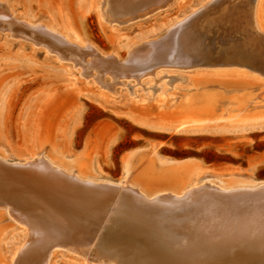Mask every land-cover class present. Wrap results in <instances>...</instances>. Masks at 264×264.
<instances>
[{"label": "rangeland", "instance_id": "1", "mask_svg": "<svg viewBox=\"0 0 264 264\" xmlns=\"http://www.w3.org/2000/svg\"><path fill=\"white\" fill-rule=\"evenodd\" d=\"M100 1L0 0V12L9 14L8 18L0 16V155L10 161L46 156L95 180L121 182L128 178L149 192L179 191L186 184L206 180L224 185L263 181L264 121L229 129L214 125L187 127L178 132L174 129L190 116L211 117L217 113L219 100L226 96L224 90L231 86H245L248 99L260 92L264 73L231 59L226 64L217 60V56L226 58L232 54L244 60L256 54L253 50L264 49V28L258 26L251 8L255 0H173L145 16L124 22L118 0L108 4L111 10L115 9V21H106L101 15ZM248 1L249 6L244 5ZM221 6H227L235 16H245L233 22L230 27L234 29L230 31L229 27L231 34L225 39L192 30L197 35L194 42L202 41L204 36L206 46L202 52L201 47L191 46L190 53L205 57H197L199 63L187 69L177 68L178 72L193 73L195 78L199 91L192 109L185 110L168 99H152L156 95L146 94L141 89L143 84L136 87L140 90L137 95L130 92L127 79H140L133 73L138 72L134 65L141 62L135 58L142 51H133L134 46L154 39L167 40L164 34L171 28L180 29L181 20L189 14H210ZM41 24L61 37L67 35L70 41L54 39L42 28L38 31ZM259 33L263 37L258 41ZM186 48L179 46L181 54L186 53ZM262 55L263 52L260 56L264 66ZM136 66L139 68L140 64ZM201 69L238 73L200 75L196 70ZM243 77L252 82L238 79ZM205 92L213 95H204ZM172 161L178 163V168L170 166ZM114 194L110 192L106 198L111 201L109 196ZM135 201L133 193H125L121 210L131 214L136 210L132 206ZM0 202L4 204L0 205V264H20L26 254L19 247L34 239L32 227L16 217L13 206L3 199ZM106 203L108 207L110 204ZM54 248L48 264H82L83 254L88 258L86 264H111L106 257L94 256V246L68 244ZM82 249L92 250L90 256ZM40 255L31 257L30 262Z\"/></svg>", "mask_w": 264, "mask_h": 264}, {"label": "bare ground", "instance_id": "2", "mask_svg": "<svg viewBox=\"0 0 264 264\" xmlns=\"http://www.w3.org/2000/svg\"><path fill=\"white\" fill-rule=\"evenodd\" d=\"M171 1L173 0H118L117 6L120 12H123L121 18H118L124 22L132 19L131 17L145 16ZM109 3L110 0H101L100 12L106 21H115V9L112 11ZM249 3L248 1L244 5L249 6ZM226 7H217L210 14H202L200 11L195 17L192 16L194 12L189 14L181 20L180 29L171 28L164 34L167 40L163 39L166 40L162 41L163 43L160 39H154L153 42L150 40V43L134 46L133 51H142V54L135 58L140 60V67L132 62L138 69L133 75L140 79H127L130 92L137 95L140 90L136 87L140 84H143L141 89L146 94L154 93L156 97L173 96L186 89L194 78L193 73L178 72L177 68L182 66L187 69L199 63V56L205 57L199 53H190L191 46L201 47V52L206 46L204 36L202 41L194 42L193 38L197 35L192 30L213 33L224 39L229 37L230 31L234 29L230 26L243 17L244 13L235 16ZM251 8L254 10L258 26L264 28V0H255ZM214 14L218 15L213 16ZM0 16L8 18L9 14L0 12ZM186 25L189 28L185 29ZM254 27L257 28L256 25ZM40 28L51 34L47 36L70 41L67 35L61 37L54 33L52 28L48 30L42 24L38 31ZM259 36L258 41L263 37L261 34ZM261 42L264 43L262 39ZM90 46L92 45L89 44ZM179 46L187 47L185 54H181ZM244 48L247 47L243 46ZM57 52L60 53L59 50ZM252 52L256 54L247 56L244 60L234 54L226 58L217 56V60L219 64H226L231 59L232 62L264 73L260 56L264 49ZM201 63L205 65L212 61ZM169 65L172 68L168 69ZM196 72L211 76L238 73L225 69H201ZM126 74L128 73L123 75ZM224 106V113L227 115L218 117L217 120L243 125L264 121V84L260 92L250 99L243 96L241 91L233 90ZM186 120L179 129L187 124L201 125L206 120L216 119L198 117ZM176 166L174 168H178ZM186 185L179 191L149 192L141 184H134L128 178L121 182L95 180L68 170L46 156L33 155L24 160L10 161L0 155V199L15 208L16 217L29 224L34 235L28 245L23 241L24 244L19 247V250L26 254L20 264H48L54 246L68 244L94 246V256L106 257L111 264H264V180L256 184L241 185H224L206 180ZM115 189L118 191L115 192ZM110 192L115 193L109 196L111 201L106 198ZM127 192L133 193L136 199L132 205L136 210L131 214L121 210L122 199ZM106 201L110 204L108 207L105 205ZM80 204L87 207H80ZM105 227L108 230H105ZM24 228L28 232V228ZM80 251L89 254L92 250ZM36 255L40 256L33 263L30 262L31 257ZM83 258L82 264H86L88 258L85 254Z\"/></svg>", "mask_w": 264, "mask_h": 264}, {"label": "crops", "instance_id": "3", "mask_svg": "<svg viewBox=\"0 0 264 264\" xmlns=\"http://www.w3.org/2000/svg\"><path fill=\"white\" fill-rule=\"evenodd\" d=\"M205 76V75H204ZM209 78H213V79H225V78H219V77H209ZM238 79H243L244 80V82L246 81V82H252L251 80H249V79H245V78H238ZM194 80H195V78L193 79V82L191 83V86H190V88L189 89H187V90H183V91H180V92H178V93H176L175 95H173V96H167L166 95V99H168L170 102H172V103H174V102H176L177 104H181L180 105V107H183V108H185V110H187V109H192V105L194 104L193 103V100H194V98L196 97V96H198V91H199V89H196V85H195V82H194ZM242 80V81H243ZM241 81V80H240ZM246 85V84H245ZM243 87H245V86H242V87H240V86H238V85H235V86H231L230 88H228V89H226V90H224V93H225V97L223 98V99H221V100H219V104H220V108H219V111L217 112V113H215L213 116H211V117H205V116H193V117H190L189 119L188 118H186L187 120H190V119H193V118H205V119H216V120H206L205 122H203V124H201V125H198V124H187V125H185V126H183V127H181L180 129L178 128L179 126H181L184 122V120H186V119H184L183 121H181L177 126H175L176 127V131L178 132V131H180L181 129H184V128H187V127H205V126H212V125H214L215 126V128H219V129H229V128H231V127H235V126H238V125H242V123H236V122H233L234 124H232V122H230V121H227V120H217V118L219 117H221V116H225V115H227V113H224L225 111H224V109H223V107L225 108V106H224V104L226 105V102H227V97H228V95L234 90V91H241L242 93H243V96H247L246 94H244V93H246V88H243ZM187 92V93H186ZM185 94H187V95H185ZM190 94V95H189ZM204 95H213V93H211V92H205L204 93ZM214 95H216V94H214ZM190 96V97H189ZM164 97H162L163 99L162 100H165V98ZM189 97V98H188ZM152 99H157V100H161V99H159L158 97H152ZM177 99V100H176ZM225 102V103H224ZM186 120V121H187ZM220 121V122H219ZM260 121V120H259ZM262 121V120H261ZM210 122V123H209ZM207 123L209 124V125H207ZM229 123V124H228ZM212 124V125H211ZM249 124H253V123H249ZM173 165H172V164ZM170 163V166H176V163L174 162V161H172ZM162 164H164V163H162ZM166 164H168L167 162H166ZM176 167H178V163H177V166Z\"/></svg>", "mask_w": 264, "mask_h": 264}, {"label": "water", "instance_id": "4", "mask_svg": "<svg viewBox=\"0 0 264 264\" xmlns=\"http://www.w3.org/2000/svg\"><path fill=\"white\" fill-rule=\"evenodd\" d=\"M15 170V169H14ZM0 205H4V204H2L1 202H0Z\"/></svg>", "mask_w": 264, "mask_h": 264}]
</instances>
